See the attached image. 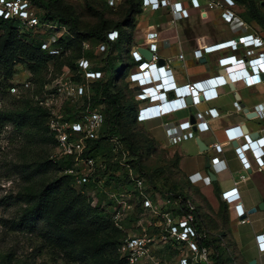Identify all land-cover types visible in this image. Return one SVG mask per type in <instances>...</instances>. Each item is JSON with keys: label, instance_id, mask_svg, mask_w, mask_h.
Here are the masks:
<instances>
[{"label": "built area", "instance_id": "built-area-1", "mask_svg": "<svg viewBox=\"0 0 264 264\" xmlns=\"http://www.w3.org/2000/svg\"><path fill=\"white\" fill-rule=\"evenodd\" d=\"M120 1L106 0L112 7L117 6ZM201 1L205 2L204 6ZM189 4L191 8L199 11L218 10L223 15L234 16L237 1L189 0ZM143 9L153 12L169 10L173 25L176 24L178 16L188 19L191 15L190 9L177 0H143ZM0 19L14 20L31 29L45 26L55 32L58 30L56 25H43L40 22L30 0H0ZM118 38V31L108 34L109 42H116ZM148 40L156 41L157 38L154 34H149ZM57 42L58 37L53 34L42 44V49L48 51L50 55H60V49L55 46ZM147 47L145 49L153 53L151 61L145 60L138 50L131 51L130 56L137 65L126 79L130 90L134 91L133 99L138 104L137 121L140 124L215 101L219 97V89L230 84L242 83L248 88L264 84V76L260 71V69L264 70V37L261 36L249 34L206 47L205 54L225 51L235 53L241 48L246 49L247 53L245 58L238 59L236 55H232L219 60L221 68L225 71L223 75L184 86L176 84L169 67L159 65L157 44L150 42ZM98 49L100 54H105L109 50V45L100 44ZM184 58V54L179 55V60ZM77 71L82 75L84 83H78L73 77H67L56 86L58 94H66V101H77L88 96L89 84L100 80L103 76L100 71L94 70L92 62L87 58L77 62ZM26 87L29 85L26 84ZM162 88L167 92L164 93ZM12 92L16 93L17 88H12ZM203 95L206 96V100ZM189 96H192V103L187 102ZM235 107L237 111L243 109L238 102L235 103ZM257 113L264 117V106L259 108ZM208 116L216 118L219 112L217 109H210ZM105 120V116L98 109H87L72 121L63 119L60 111H51L48 127L50 134L56 139L54 158H74L79 169L68 168L64 173L71 175L77 185L85 186L94 175L95 160L84 156L87 149L86 142L100 137ZM194 125L201 132L209 130V124L201 113L197 114ZM167 133L170 144L183 139V135L177 129H169ZM225 133L230 143L240 142L235 148V153L246 172L252 169L247 154L252 155L259 170L264 168V130L262 136L255 140L244 133L241 127L226 129ZM214 150L217 156L211 159V163L217 165L221 161L219 155L222 154L223 147L215 145ZM134 181L139 195L135 196L133 191L127 194L133 201L126 200L125 193L119 195L107 193L114 205L109 213L115 225L122 226L128 214L136 211L137 198L142 201V209L150 212L156 220L144 227L141 225V219H138L136 224L137 228L140 227L139 233L129 234L121 242L118 248L120 257L126 260L127 264H217L213 258L212 248L207 244L213 239L212 234L205 228H199L201 222L196 216L197 204L192 200L184 201L182 197L170 194L161 205L159 201H153L148 197L143 180L134 179ZM222 197L229 205H240L241 198L236 187L223 192ZM242 222L245 223V220ZM256 244L259 252L264 253V234L256 236Z\"/></svg>", "mask_w": 264, "mask_h": 264}, {"label": "rangeland", "instance_id": "rangeland-1", "mask_svg": "<svg viewBox=\"0 0 264 264\" xmlns=\"http://www.w3.org/2000/svg\"><path fill=\"white\" fill-rule=\"evenodd\" d=\"M256 1L260 4L264 0ZM121 3L122 0L118 5ZM131 4L135 6L134 16L138 20L141 15L137 14L141 8V0H124L118 9L108 11L105 10L104 3L97 0H67V2L57 3V6L65 16L69 14L78 16V32L87 36L90 31L102 27L97 11L104 12L105 29L110 31L114 24L123 25L125 23L126 12ZM244 10L245 6L237 2L234 16L227 15L231 26L244 27L242 23H239V25L234 24L238 18L237 15ZM262 10L264 12V8ZM37 11L42 16L45 14L44 10L36 9ZM141 11L144 13L143 7ZM227 16L224 15V19H227ZM157 18L158 16H153L149 19L152 23H155ZM205 19L206 16L200 13L197 19H190L188 22L192 27H204ZM17 26L21 42L29 46L33 42L36 43L39 28L31 29L22 23H17ZM128 30L130 31L131 27H128ZM136 32L137 29L134 32L133 41ZM55 34L58 39L67 38L72 41L74 48L66 49L61 58L50 61L40 68H36L33 61L24 53L18 51L19 56L11 65V70L8 73H0V111L4 109H25L27 113L24 128H17L13 124H7L0 128V264H112V260H120L114 252L117 240L122 236L139 233L140 227L137 228V224L133 223L132 218L141 219V225L146 227L149 222L156 220L150 212L139 207L134 213L128 214L122 222V226H115L114 228L109 224L105 231H98L91 237L87 234L83 240L77 242L74 249L69 248L67 251L43 243L39 236L25 232L19 225L22 214L28 208L27 195L29 191H43L62 176V171L56 168L52 169L47 175H37V170L42 163L55 155L54 144L47 140L49 133L45 124V114L42 110H45L48 114H51V111H60L63 114L64 107L69 105L70 101H66V94H58L56 86L67 77L81 75L78 74V71H73L70 68L72 60H75L76 64V61L82 59L83 56L91 59V62L100 61L103 58L98 52L100 40L97 37H85L84 39L82 35L74 34L73 30L69 31L67 27L66 29L58 27ZM116 59L114 71L115 74H119L124 66L120 52L116 54ZM78 83L82 84L84 81ZM26 84L29 87H26ZM12 88H17V92H12ZM88 91L89 87H87ZM107 107V104H105L96 108L102 111ZM140 129L147 132L143 126ZM125 130H130L132 133L129 123H125ZM122 136L125 139L126 136ZM120 138H122L120 135H116L109 140H104L101 143L99 153L103 158L108 157L110 153L113 155L112 160L119 163L118 178L121 183L126 184L127 176L129 174L133 176L135 172L128 163L132 153L130 150L131 145L127 144L126 141L128 152H118ZM132 142L140 146L136 153L138 155L142 154L144 172L152 176V182L150 181L148 185L145 183L147 182L146 178L145 181L143 180L146 194L153 201H159L163 205L167 195H170V186L176 184L178 177L175 157L169 149L162 147L157 141L156 145L151 146V148H145L139 137H134ZM98 159L100 160V158ZM136 176L140 177L138 174ZM164 180H166L165 187H163ZM117 183L116 186L118 187ZM153 186L161 188V192L151 190ZM119 189L126 190L124 194L126 200L133 201L127 196L130 189L123 185ZM61 190H73L76 194L85 193L88 198H92L91 206L97 209L99 213L101 211L110 212L114 208L113 203L109 202L110 199L98 196L94 188L63 182ZM192 197L195 203L201 206V209L206 206L207 203L201 202L197 193L192 192ZM7 202L12 204L8 205ZM213 229L218 231L220 227L216 225ZM217 239L222 248L221 240ZM102 247H105L104 254H97L99 253L97 251Z\"/></svg>", "mask_w": 264, "mask_h": 264}, {"label": "crops", "instance_id": "crops-1", "mask_svg": "<svg viewBox=\"0 0 264 264\" xmlns=\"http://www.w3.org/2000/svg\"><path fill=\"white\" fill-rule=\"evenodd\" d=\"M177 1L183 2L190 9V17L184 19L178 16L173 25L169 10H144L138 18L131 51L148 48L150 42H155L159 61H163L162 66L169 67L178 86L223 75L225 71L219 60L232 55H236L238 59L245 58L247 53L246 49L241 48L235 53L225 51L205 54L206 47L249 34L264 37L262 27L255 21L248 23L241 14L237 15L234 24L242 23L244 27L236 28L218 10L199 11L190 7L189 0ZM201 2L204 6L205 2ZM259 6L263 9L264 1ZM200 13L206 16L204 27H192L188 20L197 19ZM153 16H158L155 23L149 19ZM149 34H154L157 40L149 41ZM123 46L130 47L126 41ZM180 54H184V60H179ZM187 98L193 100L192 96ZM237 102L243 108L241 111L236 110ZM263 106L264 84L248 88L242 83H235L220 88L219 97L215 101L141 124L155 141L174 155L180 186L197 193L199 200L207 203V207L200 210L203 222L213 239L221 240L223 257L228 264H264V253L259 252L256 244V236L264 234V210L258 208L264 201V168L259 170L252 155L247 154L252 169L246 172L235 153L240 142L230 143L225 133L226 129L241 127L254 140L262 136L264 117L259 116L257 111ZM210 109H217L219 116L209 117ZM199 113L208 122V131L201 132L192 124V119L196 120ZM195 128L197 132H194ZM169 129H177L183 139L170 144L167 135ZM198 139L208 148L207 152L200 151ZM215 145L223 147V152L219 155L221 161L217 165L211 163L210 169H207V159L217 156ZM210 172L215 180L211 179ZM235 187L241 198L239 206L227 204L222 197L223 192ZM216 225L220 230L213 229Z\"/></svg>", "mask_w": 264, "mask_h": 264}, {"label": "trees", "instance_id": "trees-1", "mask_svg": "<svg viewBox=\"0 0 264 264\" xmlns=\"http://www.w3.org/2000/svg\"><path fill=\"white\" fill-rule=\"evenodd\" d=\"M35 10H44V15L37 13L40 22L45 24L56 25L60 28L66 27L69 31L74 32L76 35H82L85 37L94 38L97 37L99 45L107 43L109 50L102 55L103 58L100 61L92 62L94 70H98L102 73V78L98 81L91 82L89 84L88 96L78 99L77 101H70L67 107H64L62 118L65 120H75L78 114L84 113L87 109L94 110L97 106L107 104L105 110H99L105 116V124L101 131L100 137L97 140H88L87 149L85 151V157H91L95 160L94 175L91 181L85 185L96 189L98 196L101 198L108 199L107 193H115L117 195L125 193L126 190H120V186H125L133 191L135 196L139 193L135 189L134 179L144 180L146 178V185L151 181L152 176L144 172L142 167L143 156L138 155L137 150L140 146H137L133 141L134 137H139L141 143L145 148H151L156 145V141L147 132L140 129L141 124L137 121L138 104L133 99L134 91L130 90V85L126 82V79L130 72L134 69L137 63L131 58V45L133 43L134 32L137 29L138 20L135 19L134 4H131L126 12V20L123 25L114 24L110 31L106 30V21L104 20V12L97 11V15L100 19L102 27L98 30L90 31L87 36L83 33L78 32L79 17L76 15H64L57 6V3L67 2V0H30ZM100 3H104L105 10L118 9L122 3L111 7L106 0H97ZM245 6V10L241 13V16L248 23L255 21L264 30V12L260 8L256 0H236ZM140 11L137 14H142L143 0H141ZM17 21L14 20H3L0 19V73H8L11 70L16 58L19 56L18 51L24 53L33 63L36 68L47 65L50 61L61 58L66 49L74 48L72 41L66 39H58L57 46L61 54L50 55L48 51L42 49V44L51 35L55 34V31L44 26L39 28L38 36L35 40L36 43L32 45H26L19 40V31ZM131 27V30H128ZM58 31V30H57ZM56 31V32H57ZM112 31L119 32V38L116 42L108 41V34ZM127 42L129 46H123L124 42ZM120 52L121 60L124 64L123 70L119 74H115L114 67L117 62L116 54ZM86 58V56H83ZM82 57V58H83ZM81 59V58H80ZM88 60H91L87 57ZM79 60V59H78ZM75 60L70 65V68L77 72V62ZM92 61V60H91ZM97 65V67H96ZM76 82H81L83 77L76 75L73 77ZM45 114V124L49 136L48 141L52 142L56 146V139L50 134L48 127V121L50 113L48 114L45 110H42ZM48 114V115H47ZM26 110L18 109H4L0 111V128L7 124H13L17 128H24L26 126ZM125 123L131 125L132 133L130 130H125ZM1 130V129H0ZM120 135L122 138L119 140L120 148L118 152H126L127 144L131 145L129 165L134 170L135 174L127 176L126 184L121 183L118 178V166L119 163L112 160L113 155L110 153L108 157H101L100 147L104 140H109L111 137ZM125 139L123 138V136ZM136 145V146H135ZM115 147V146H114ZM129 148V147H128ZM128 152V151H127ZM137 156V157H134ZM100 158V160L98 159ZM175 164L177 165L176 161ZM177 167V166H176ZM60 169L62 176L59 180L49 185L45 190L40 192L29 191L27 195L28 208L22 214L19 225L22 230L31 234L37 235L43 243L48 245H54L67 251L69 248H75L78 241L83 240L87 234L91 237L96 233L103 232L111 224L115 228V223L109 212L99 213L97 209L92 208V198H88L85 193L76 194L73 190H61L63 182L67 184H75L74 178L71 175H66L64 171L68 168L75 170L79 169L78 164L74 158H54L44 161L37 170V175L44 176L51 172L52 169ZM136 174H138L137 177ZM145 181V180H144ZM118 182V183H117ZM118 184V187L116 186ZM166 180H164L163 187L166 186ZM169 193L175 197H182L184 201L194 199L192 197V190H185L184 187L180 186V183L176 179V184L170 186ZM108 189V190H105ZM119 189V190H118ZM154 192H161L159 187H151ZM173 190V191H172ZM175 190V191H174ZM178 190V191H176ZM129 191V190H127ZM137 208L142 209L143 204L140 198L136 199ZM109 202H112L110 199ZM113 203V202H112ZM139 203L140 206H139ZM8 205L12 203L7 202ZM184 204V203H183ZM196 204V203H195ZM223 208V206H222ZM201 206L197 205V220L201 222L199 228H207L204 224L201 216ZM134 217V215H133ZM134 224L137 223V218L133 219ZM118 229V228H117ZM119 230V229H118ZM88 237V238H89ZM127 236H122L117 240L114 252L118 255L120 260H112V264H127L126 260L122 259L119 255L118 248L121 242ZM87 240V239H86ZM218 239H212L207 244L212 248L213 258L217 264H228L227 260L223 257L221 246L218 244ZM97 254L103 255L105 247L99 249Z\"/></svg>", "mask_w": 264, "mask_h": 264}, {"label": "water", "instance_id": "water-1", "mask_svg": "<svg viewBox=\"0 0 264 264\" xmlns=\"http://www.w3.org/2000/svg\"><path fill=\"white\" fill-rule=\"evenodd\" d=\"M138 51L141 53V55L143 56V58L145 60L151 61L152 56H153L152 52H150L149 50H147L145 48H140ZM159 65H163V61L162 60L159 61ZM187 101H188V103H191L192 100H191V98H187ZM192 124H195V120L194 119H192ZM194 132H197L196 128L194 129ZM197 143H198V146H199V149H200L201 152L205 153V152L208 151V148L205 147L203 145V143L200 142L199 139L197 140ZM210 167H211V160L208 158L207 159V163H206V168L210 169ZM209 175H210L212 180H215V177H214V175L211 172L209 173ZM258 208L261 209V210H264V201L259 205ZM255 211L256 210L254 209L253 212H255ZM252 264H255V262H252Z\"/></svg>", "mask_w": 264, "mask_h": 264}, {"label": "clouds", "instance_id": "clouds-1", "mask_svg": "<svg viewBox=\"0 0 264 264\" xmlns=\"http://www.w3.org/2000/svg\"><path fill=\"white\" fill-rule=\"evenodd\" d=\"M260 71L262 72V74H263V76H264V70L260 69ZM229 79L231 80V77H229ZM155 90H158V89L155 88ZM161 90H162L164 93L167 92L164 88H162ZM203 98H204V100H206V96H205V95H203Z\"/></svg>", "mask_w": 264, "mask_h": 264}]
</instances>
